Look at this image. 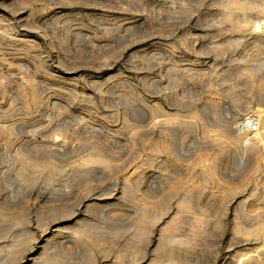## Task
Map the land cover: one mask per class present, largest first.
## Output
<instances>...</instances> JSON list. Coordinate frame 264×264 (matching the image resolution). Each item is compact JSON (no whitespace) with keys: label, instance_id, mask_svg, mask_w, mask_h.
I'll return each instance as SVG.
<instances>
[{"label":"rangeland","instance_id":"rangeland-1","mask_svg":"<svg viewBox=\"0 0 264 264\" xmlns=\"http://www.w3.org/2000/svg\"><path fill=\"white\" fill-rule=\"evenodd\" d=\"M262 21L264 0H0V264H250Z\"/></svg>","mask_w":264,"mask_h":264},{"label":"bare ground","instance_id":"bare-ground-1","mask_svg":"<svg viewBox=\"0 0 264 264\" xmlns=\"http://www.w3.org/2000/svg\"><path fill=\"white\" fill-rule=\"evenodd\" d=\"M262 114V113H261ZM260 114V115H261ZM258 116V121L256 120V122H257V127H258V125L259 126H263V124H264V114L263 115H261V116ZM247 122L249 123V119L247 120ZM263 123V124H262ZM256 127V128H257ZM263 128V127H262ZM260 134V136L262 135V142H264V130L261 132V133H259ZM258 134V135H259ZM57 142V141H56ZM256 142H254V143H252L253 144V146L251 147V148H253V149H256L257 150V148H258V145L257 144H255ZM259 146H261V145H259ZM262 146L264 147V144H262ZM263 147H262V149H263ZM260 149V148H259ZM264 151V150H263ZM255 152V151H254ZM256 154V153H255ZM257 154H261L260 153V151H259V153H258V151H257ZM263 154H264V152H263ZM257 155H255V157H256ZM262 156V154L261 155H259V156H257L256 158H257V161H258V159H260L259 157H261ZM263 158H264V156H263ZM263 168H264V164H263ZM263 217H264V215H263ZM255 222V221H254ZM256 223V222H255ZM253 224V223H252ZM259 225V224H258ZM254 236L256 237V239H255V241H254V238H252L253 240H251V241H254L253 242V246H254V248L250 251V264H258V263H260V261L262 260L263 261V259H264V222L262 221V224H260V226L259 227H257L256 228V231H254ZM253 236V235H252ZM261 261V262H262Z\"/></svg>","mask_w":264,"mask_h":264},{"label":"built area","instance_id":"built-area-1","mask_svg":"<svg viewBox=\"0 0 264 264\" xmlns=\"http://www.w3.org/2000/svg\"><path fill=\"white\" fill-rule=\"evenodd\" d=\"M260 25H261V27L264 28V21H262ZM252 129H253V127H252Z\"/></svg>","mask_w":264,"mask_h":264}]
</instances>
